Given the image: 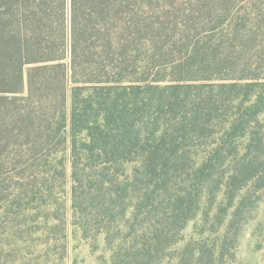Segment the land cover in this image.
<instances>
[{
  "label": "trees",
  "instance_id": "obj_1",
  "mask_svg": "<svg viewBox=\"0 0 264 264\" xmlns=\"http://www.w3.org/2000/svg\"><path fill=\"white\" fill-rule=\"evenodd\" d=\"M160 20L152 0H0L1 140L5 131L35 153L67 147L74 223L111 251L95 264H228L254 206L238 193L264 187V74L226 77L219 97L150 80L141 63L147 45L161 54ZM222 186L231 231L174 249L192 220L207 224L202 205ZM226 212L202 232L227 225Z\"/></svg>",
  "mask_w": 264,
  "mask_h": 264
},
{
  "label": "rangeland",
  "instance_id": "obj_2",
  "mask_svg": "<svg viewBox=\"0 0 264 264\" xmlns=\"http://www.w3.org/2000/svg\"><path fill=\"white\" fill-rule=\"evenodd\" d=\"M152 2L160 13L162 36L156 39L162 51L160 54L155 48L145 47L148 53L141 65H146L150 80L160 78L162 86H190L192 97L201 91L219 97V84L230 81L226 77L240 76L249 68H259L264 74V0ZM237 25L240 31H236ZM154 54L156 59H152ZM67 106L69 116L70 100ZM225 117L214 118L210 125L216 133L224 128ZM259 118L264 124V114ZM4 134L2 140L0 136V264H95L101 255L109 259L111 251L105 246L104 234L96 240L86 238L74 223L67 147L55 143L35 153L13 133ZM249 136L244 134L238 140L241 153ZM204 149L193 148L194 156L199 158ZM231 168L232 164L227 163V175ZM250 189L245 187L238 193L255 201L250 218L240 227L234 256L227 258L228 264H264V187ZM202 208L210 210L207 224L203 214L192 220L174 249L191 238L213 242L229 230L235 207L230 206L225 186L217 189L213 201L205 198ZM223 210L227 211V225L216 232H202L205 226L218 225L216 216Z\"/></svg>",
  "mask_w": 264,
  "mask_h": 264
}]
</instances>
